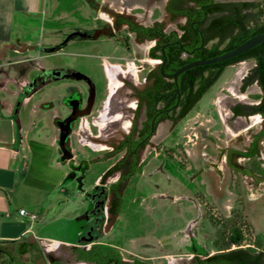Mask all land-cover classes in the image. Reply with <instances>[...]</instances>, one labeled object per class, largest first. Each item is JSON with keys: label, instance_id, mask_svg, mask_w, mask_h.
I'll list each match as a JSON object with an SVG mask.
<instances>
[{"label": "flooded vegetation", "instance_id": "af4514ba", "mask_svg": "<svg viewBox=\"0 0 264 264\" xmlns=\"http://www.w3.org/2000/svg\"><path fill=\"white\" fill-rule=\"evenodd\" d=\"M156 1L149 0L150 3ZM216 1L218 0H167L165 11L171 25L167 28L166 22L157 20L152 24H144L128 14V10L137 7V4L129 5L125 0H87L92 19L83 21L81 27L71 31L61 47L79 40L103 41L104 53H99L102 52L100 49L96 51L98 53L96 55L106 58L101 61L103 88L99 87L92 75L69 64L43 69L28 83L24 96L31 95L35 90L52 84L56 80L68 78L84 83L83 85H63L62 92L51 101L58 108L56 117L59 128L58 147L69 168L67 175H75L72 179L78 180L80 191L84 190L82 196H85L88 207L80 217L85 221L81 226L78 242L69 247V257L62 256L55 259L49 255L47 261L50 264L80 262L89 264L77 259V249H86L93 244L117 247L101 242L99 239L107 232L106 227L113 219L112 217L120 211L123 193L128 183L144 166L151 167L146 175H153L157 171L165 172L166 167L171 166L169 161L175 150L174 131L176 126L193 110L184 115L193 94L190 95L188 90L192 80L189 74L182 72L177 81L170 75L185 65L175 68L179 50H182L183 58L194 57L196 52L203 50L206 37L204 21L207 15L205 13L203 17V9L211 7ZM101 12L108 17H99ZM144 41L150 43L148 61L153 63L150 67L144 64L137 65L135 62L140 61L141 58L137 56L134 45L139 46ZM133 57L135 61L128 62V59ZM198 59L203 58H194L192 61ZM117 60H126V63ZM119 64H124L126 68H121ZM76 71L83 72L87 77L75 78L73 73ZM197 78L198 81H203V74L197 75ZM112 82H116L114 87L111 85ZM259 103L260 100L256 104L236 102L231 105L230 111L235 118L251 119L252 116L259 115L258 130L253 129L257 122L249 125L247 131H249L250 142L246 146L239 149L229 145L221 149L219 163L210 161L209 167H201L196 173L202 174L205 170L208 172L212 170L213 180L218 182H224L228 175L230 178L234 174L246 183L248 192L257 191L264 194V112L254 111L253 108ZM239 104L246 106L242 107L241 114L235 115L233 107ZM86 110H89L87 115L68 123L67 119L70 116ZM89 117L92 118L91 123L98 126V132L94 133L91 129L87 134L91 144L81 142V139L80 143L93 153H102L96 159L104 158L111 160V163L108 169L94 181L91 188L85 189L83 179L88 175L87 169L90 168L91 159H80L73 152L72 144L75 133L82 135L77 130L78 126L83 119L87 120ZM69 125L71 132L65 145L72 156L66 158L59 140L62 127H69ZM160 126L167 129L168 152L164 151L163 147L159 148L160 142L154 141ZM203 147L206 149L207 145L204 144ZM152 153H154L153 156H151ZM203 156L205 160H209L207 151H202V158ZM195 179L197 177L192 180ZM161 194L156 196L163 198ZM165 198L174 201L179 198L190 200L196 215L187 222L185 228L168 237L166 242L145 243L144 248H159L163 244L174 247L177 245L184 250L183 252L190 254L187 264H195L199 260L206 262L216 255H219L216 264H224L225 261L234 263L237 260L238 256L233 253L234 250L243 249L242 253L248 254L250 252L248 248L255 247L254 243L243 244L245 239L240 245L232 244L224 247V233L234 222L214 218L212 222L218 233L215 242L218 248L212 252L208 251L199 231L204 212L198 198L189 194L176 197L166 195ZM235 223L244 232L241 222Z\"/></svg>", "mask_w": 264, "mask_h": 264}, {"label": "rangeland", "instance_id": "374dc122", "mask_svg": "<svg viewBox=\"0 0 264 264\" xmlns=\"http://www.w3.org/2000/svg\"><path fill=\"white\" fill-rule=\"evenodd\" d=\"M125 1L129 5L137 4V7L129 9L127 12L137 21L152 24L159 20L166 22L167 28L171 27L168 22V14L165 11L167 0H157L154 3H150L149 0ZM59 2L58 13L60 17L53 19L47 15L45 29L47 28L48 31V28L52 26L58 28L60 32L55 37L63 42L71 31L81 27L83 21H90L92 15L87 0H59ZM103 14L104 17H108L105 13ZM40 28V24L37 28L36 26L32 27L31 36L33 38H38ZM149 44L147 41L139 46L133 44L137 50V56L141 60L135 61L133 57L128 59V62L135 61L137 65L152 66L153 63L148 61ZM104 48L105 43L103 41L79 40L62 48L59 45L58 50H56L58 52L48 54L43 61L48 67L73 65L75 68L92 75L99 87L103 88L101 61L106 58L96 55L98 54L96 51L100 49L102 52L99 53L103 54ZM117 61L126 63V60ZM124 64H119V66L126 68ZM254 66L255 61L247 59L225 68L217 82L206 92L187 117L176 126L174 143L172 142L175 144V150L169 161L171 166L166 167L165 172L157 171L153 175H146V172L151 170L150 166L139 169L136 176L128 183L123 193L120 211L107 224V232L99 239L101 242L117 246L125 260L141 258L150 261L152 264H187V258L190 254L183 252L184 250L177 245L174 247L163 244L159 248L150 249L143 247L145 243L166 242L168 237L185 228L187 222L196 215L190 200L179 198L174 201L165 198L166 195L176 197L182 194L195 196L202 204L201 208L204 215L199 225V231L210 252L218 248L215 243L218 233L215 224L212 222L214 218L241 222L245 234L243 244H253L256 236L264 233V194L257 191L248 192L246 183L241 177H236L234 174L230 178L228 175L224 182H218L213 180L212 170L209 172L205 170L202 174L196 173L201 167H209L210 161L219 163L221 149L229 145L239 149L246 146L250 142L249 131H247L249 125L257 122L253 129L258 130L259 115L252 116L251 119L235 118L230 111L231 105L236 102L246 104L259 102L262 91L258 83L249 85L245 90L242 89L243 78ZM34 73L35 75L38 74L37 71ZM73 84L83 85L84 83L68 78L56 80L52 84L46 85L29 105L24 106L22 124L24 129L29 128L32 139L42 137L46 140L52 132V124L50 123L52 112L33 114L31 113V106L42 100L57 98L62 92L63 85ZM113 84L115 85L116 82L111 84L114 87ZM22 99L23 96L20 97L17 110ZM2 115L12 117L15 128L18 130L16 114H8L4 110ZM91 120V117L87 120L83 119L77 128L82 135L75 133L72 144L73 152L80 159H91L89 161L90 168L87 169L88 175L83 179L85 189H90L94 181L108 169L111 163V160L104 158L96 159L102 153H93L80 143L81 139V142L91 144L87 134L91 129L94 133L98 132V126H94ZM0 130L11 131V126L9 123H1ZM166 137V127L160 126L154 141L160 142L159 148L163 147L164 151L168 152ZM204 144L207 145L206 149L203 147ZM33 145L36 143L33 142ZM202 151H207L209 160H205L204 156L202 158ZM38 171L36 177L40 178L39 175L43 170L39 168ZM194 177L197 179L192 180ZM37 181L34 182L33 178L30 179V183H37ZM79 186L78 180L68 178L64 182V192L59 194L58 191L53 196H46V193H42L45 198L40 204L36 203L38 197H32V200L28 201L29 199L24 198L22 193L18 196L20 206H23L30 214L37 215L36 219H33V224L39 238H45L46 242L49 240L70 244L78 242L81 226L85 221L80 217L88 207L85 196L78 193ZM31 191L32 195L36 192L33 189ZM204 193L206 195H203ZM159 194L163 198L156 196ZM70 258L74 260V258ZM25 260H29L28 263L30 264L34 263L28 255L25 256ZM12 264H22V260L18 258ZM44 264H50V262L44 260Z\"/></svg>", "mask_w": 264, "mask_h": 264}, {"label": "crops", "instance_id": "0c3cea01", "mask_svg": "<svg viewBox=\"0 0 264 264\" xmlns=\"http://www.w3.org/2000/svg\"><path fill=\"white\" fill-rule=\"evenodd\" d=\"M59 7V0H0V126L4 122L11 126V131L0 130V264H12L18 258L22 264H30L25 260L27 255L33 264H44L49 255L55 259L69 257V247L75 245L39 238L33 224L37 215L20 206L18 199L22 193L28 201L38 197L36 203L40 204L45 198L42 193L53 196L58 191L59 194L64 192V182L68 179L67 164L58 147V108L51 102L56 98L31 106L33 114L52 112V132L46 140L32 139L31 131L22 124L24 106L46 86L24 96L28 83L35 71L51 68L43 59L57 53L59 45L62 48V42L55 37L59 29L55 26L48 31L45 29L47 15L53 19L60 17ZM103 15L101 13L100 17L104 18ZM39 24L36 39L31 36V29ZM4 110L16 114L18 130L12 117L2 115ZM39 168L43 171L37 178ZM32 178L34 182L38 180L37 183H30ZM31 189L36 191L33 195ZM22 209L27 214H21Z\"/></svg>", "mask_w": 264, "mask_h": 264}, {"label": "trees", "instance_id": "16d2710c", "mask_svg": "<svg viewBox=\"0 0 264 264\" xmlns=\"http://www.w3.org/2000/svg\"><path fill=\"white\" fill-rule=\"evenodd\" d=\"M205 13H207L204 21V24H206L204 28L206 37L203 50L196 52L194 57L188 56L186 58L181 57L182 50H179L177 52L178 62L175 63V68L192 61L194 58L204 59L223 54L256 34L264 32V1L262 0H218L211 7L203 9V17ZM247 59H253L255 66L243 78L242 89L245 90L249 85L258 83L262 93L259 96L260 103L253 108L254 111L264 112L263 41L247 52L229 60L186 70L184 74H189L192 79L188 90L190 95L193 94V98L184 115L196 106L221 77L228 65ZM200 74H203V81L197 80V75ZM243 106L246 105L239 104L237 107H233L235 115L242 113ZM224 234V247H229L232 244L240 245L245 239L244 232L235 222ZM254 244L255 247L248 248V251H250L248 254L242 253L243 249L234 250L233 253L238 256L237 260L234 263L225 261L224 264H264V233L256 236ZM76 251L78 253L77 259L89 264H152L150 261L140 258L125 260L120 249L113 246L105 247L101 244H93L89 248H79ZM217 258H219V255L210 257L206 262L199 260L195 264H216L218 262Z\"/></svg>", "mask_w": 264, "mask_h": 264}, {"label": "water", "instance_id": "95a60500", "mask_svg": "<svg viewBox=\"0 0 264 264\" xmlns=\"http://www.w3.org/2000/svg\"><path fill=\"white\" fill-rule=\"evenodd\" d=\"M263 41H264V32L258 33L255 36L247 39L246 41H244L243 43L238 45L236 48H234L230 51H227L223 54H220V55H217V56H214L211 58H204V59H198V60L191 61V62L185 64L184 66H182L181 68H179L176 72H174L170 76L173 77L177 81L178 76L182 72H184L188 69H191V68L197 67V66H203V65H208V64H213V63L229 60L231 58H234L236 56H239V55L247 52L248 50H250L251 48L255 47L256 45L260 44ZM73 75L75 78H78V79L83 78V77H87L86 74H84L83 72H80V71L74 72ZM88 113H89V110H86L84 112H81L80 114L72 115L67 119L68 123L70 124L71 122L75 121L78 117L85 116ZM65 127L66 126L62 127L59 145H60L61 149L65 152V157L70 158L72 156V154H71V152H69L67 146L65 145V141L67 140V138L71 132V126L69 125V127H66V128ZM64 130H66V131H64ZM74 177H75L74 174L68 175V178H74ZM77 190H78V193L80 195H82L84 193V190L80 191L79 188Z\"/></svg>", "mask_w": 264, "mask_h": 264}, {"label": "built area", "instance_id": "2783aa9c", "mask_svg": "<svg viewBox=\"0 0 264 264\" xmlns=\"http://www.w3.org/2000/svg\"><path fill=\"white\" fill-rule=\"evenodd\" d=\"M21 214H27V211H26L25 209H22V210H21ZM31 216H32V218L35 217V215H31Z\"/></svg>", "mask_w": 264, "mask_h": 264}]
</instances>
